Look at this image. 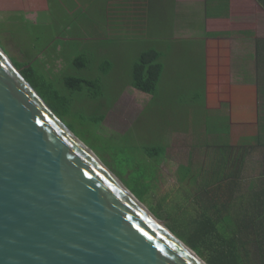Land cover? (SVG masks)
Returning <instances> with one entry per match:
<instances>
[{"label": "rangeland", "instance_id": "374dc122", "mask_svg": "<svg viewBox=\"0 0 264 264\" xmlns=\"http://www.w3.org/2000/svg\"><path fill=\"white\" fill-rule=\"evenodd\" d=\"M154 2L0 0V48L11 61L22 62L30 53L27 37L31 36L38 50L50 47L56 53L60 61L55 63L54 75L70 72L68 66L80 54L91 59L93 76L110 71L105 78L109 88L105 101L112 106L97 135L117 144L131 134L137 144L160 142L166 147L147 191L149 204H142L149 212L148 205L158 210L165 218L158 220L169 231V225L179 231L192 226L210 197L230 201L232 215L252 213V198L264 188V149L228 150V144L237 146L243 138L255 136L256 116L250 111L248 117L247 108L256 90L232 85L226 72L210 75L202 42L197 40L204 27L180 24L178 8L176 20L170 21L163 3L156 6ZM155 8L161 12L158 35L147 25ZM150 48L162 51V62L169 68L153 100L129 84L134 62ZM233 119L244 122L234 124L229 136ZM181 168L190 170L184 181ZM229 172L231 184L221 182ZM218 182L221 191L216 195Z\"/></svg>", "mask_w": 264, "mask_h": 264}, {"label": "water", "instance_id": "95a60500", "mask_svg": "<svg viewBox=\"0 0 264 264\" xmlns=\"http://www.w3.org/2000/svg\"><path fill=\"white\" fill-rule=\"evenodd\" d=\"M0 264H207L50 110L1 48Z\"/></svg>", "mask_w": 264, "mask_h": 264}, {"label": "trees", "instance_id": "16d2710c", "mask_svg": "<svg viewBox=\"0 0 264 264\" xmlns=\"http://www.w3.org/2000/svg\"><path fill=\"white\" fill-rule=\"evenodd\" d=\"M154 1H157L154 3L158 6L163 0ZM155 10L156 14L149 18L147 25H150L149 31L153 30L158 35L162 33L161 23L157 19L161 12L158 8ZM143 27L146 30V25ZM28 40L31 42H28L30 53L26 59L22 62L12 60L16 69L50 110L114 172L125 187L141 203L149 204L147 191L167 149L160 142L137 144L131 134L125 135L117 144L109 143L97 135L112 106L105 101L109 99L105 78L110 71L101 70L97 76H93L91 59L86 54H80L68 66L70 72L54 75L55 63L60 61L56 53L50 47L38 50L31 36L27 37ZM162 59V51L156 48L145 50L134 62L130 74V86L151 95L152 100L156 98L158 84L166 69ZM260 94V90L253 93L247 108L248 117L250 111L256 116L252 123L257 128L255 136L243 138L237 146L228 144V150L238 147L245 151L250 146H261L264 149V114L261 111L264 105L261 104ZM239 122L243 123L244 120L237 122L233 119L229 122V136L232 126ZM224 161L227 163V158ZM225 168H228L227 165ZM180 173L184 181L190 170L181 168ZM231 178L229 172L221 182L229 180L231 184ZM221 182L217 183L216 195L221 191ZM235 184L233 182V186ZM254 196L250 203L252 213L238 211L232 215L229 211L230 201L220 202L217 197H210L200 215L192 221V226L182 231L175 225H169L168 228L207 264H264V188ZM148 207L157 219H165L158 210L150 205Z\"/></svg>", "mask_w": 264, "mask_h": 264}, {"label": "crops", "instance_id": "0c3cea01", "mask_svg": "<svg viewBox=\"0 0 264 264\" xmlns=\"http://www.w3.org/2000/svg\"><path fill=\"white\" fill-rule=\"evenodd\" d=\"M162 3L170 13V21L176 20L178 14L180 24L204 27L197 40L202 42L205 69L210 75L226 72L232 85L260 90L264 98V0H163ZM165 68L169 70L166 65ZM261 111L264 114V106Z\"/></svg>", "mask_w": 264, "mask_h": 264}, {"label": "bare ground", "instance_id": "6f19581e", "mask_svg": "<svg viewBox=\"0 0 264 264\" xmlns=\"http://www.w3.org/2000/svg\"><path fill=\"white\" fill-rule=\"evenodd\" d=\"M124 190V189H123ZM194 259H196L194 256H192ZM197 260V259H196ZM198 261V260H197ZM199 262V261H198ZM200 263V262H199Z\"/></svg>", "mask_w": 264, "mask_h": 264}]
</instances>
